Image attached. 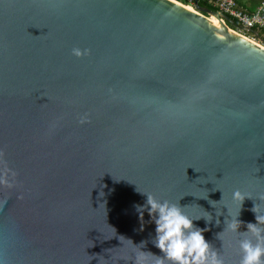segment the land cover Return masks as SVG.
Wrapping results in <instances>:
<instances>
[{
  "label": "water",
  "instance_id": "95a60500",
  "mask_svg": "<svg viewBox=\"0 0 264 264\" xmlns=\"http://www.w3.org/2000/svg\"><path fill=\"white\" fill-rule=\"evenodd\" d=\"M191 2L0 0V264H153L141 192L211 213L194 225L239 264L264 215V34Z\"/></svg>",
  "mask_w": 264,
  "mask_h": 264
},
{
  "label": "clouds",
  "instance_id": "9594fccd",
  "mask_svg": "<svg viewBox=\"0 0 264 264\" xmlns=\"http://www.w3.org/2000/svg\"><path fill=\"white\" fill-rule=\"evenodd\" d=\"M85 51L79 48L72 50L75 56H81ZM141 193L146 194L147 200L145 204L136 206L139 217L143 221L144 212L145 210L148 211L151 222L156 225L153 243L163 253V256L157 258L153 264H165V260L170 264H225L224 258L213 250L210 243L205 239L203 234L205 229L196 227L193 223L194 220L201 218L210 223L213 220L211 213L208 217L193 218L178 203L158 199L151 193ZM246 197L250 198L239 189L233 193V199L240 202L241 208ZM241 208L235 219L227 224V230L239 231L241 221L238 217ZM252 210L257 214L258 223H248L245 238L239 241V248L242 253L239 264H264V228L258 226L264 224V215L258 213L256 205ZM218 217L217 214L216 224L220 223ZM141 229H143V223ZM222 232L217 234L219 238H222ZM247 233H250L251 236H248ZM252 237L255 238V242ZM148 255L143 251L139 252L137 264H146Z\"/></svg>",
  "mask_w": 264,
  "mask_h": 264
},
{
  "label": "built area",
  "instance_id": "2783aa9c",
  "mask_svg": "<svg viewBox=\"0 0 264 264\" xmlns=\"http://www.w3.org/2000/svg\"><path fill=\"white\" fill-rule=\"evenodd\" d=\"M219 11L239 22L241 26L264 31V2L255 11L243 8L237 0H210Z\"/></svg>",
  "mask_w": 264,
  "mask_h": 264
},
{
  "label": "trees",
  "instance_id": "16d2710c",
  "mask_svg": "<svg viewBox=\"0 0 264 264\" xmlns=\"http://www.w3.org/2000/svg\"><path fill=\"white\" fill-rule=\"evenodd\" d=\"M176 1H180V2H183L184 4H187V5H190L191 3H193L194 4V2H190V1H188V0H176ZM237 2L240 4L241 2H242V0H237ZM264 2V1H263ZM195 5V4H194ZM200 5H202V6H204V7H207V8H210V9H212V10H218L215 6H213L210 2H209V0H200ZM241 5V4H240ZM242 6V5H241ZM243 7V6H242ZM243 8H245V7H243ZM245 9H247V8H245ZM257 9V8H256ZM247 10H249V9H247ZM250 12H252L251 10H249ZM255 11V10H254ZM235 23H236V25L238 26V27H240L241 25L239 24V22L238 21H236L235 20ZM261 34L263 35L264 34V31H261ZM263 40H264V38H263Z\"/></svg>",
  "mask_w": 264,
  "mask_h": 264
},
{
  "label": "crops",
  "instance_id": "0c3cea01",
  "mask_svg": "<svg viewBox=\"0 0 264 264\" xmlns=\"http://www.w3.org/2000/svg\"><path fill=\"white\" fill-rule=\"evenodd\" d=\"M264 0H242L240 3L243 7L254 11Z\"/></svg>",
  "mask_w": 264,
  "mask_h": 264
},
{
  "label": "rangeland",
  "instance_id": "374dc122",
  "mask_svg": "<svg viewBox=\"0 0 264 264\" xmlns=\"http://www.w3.org/2000/svg\"><path fill=\"white\" fill-rule=\"evenodd\" d=\"M179 3H181V4H183V5H185V6H188V7H190V8H195V5L193 4V3H191L190 5H187V4H184L183 2H180V1H178ZM209 2H210V0H209ZM250 39H252V38H250ZM253 40V39H252ZM254 41V40H253ZM257 44H261L262 46H264V42L263 43H261V42H258V41H255Z\"/></svg>",
  "mask_w": 264,
  "mask_h": 264
},
{
  "label": "bare ground",
  "instance_id": "6f19581e",
  "mask_svg": "<svg viewBox=\"0 0 264 264\" xmlns=\"http://www.w3.org/2000/svg\"><path fill=\"white\" fill-rule=\"evenodd\" d=\"M212 20L215 21L216 23L218 22V21H217L216 19H214V18H213Z\"/></svg>",
  "mask_w": 264,
  "mask_h": 264
},
{
  "label": "flooded vegetation",
  "instance_id": "af4514ba",
  "mask_svg": "<svg viewBox=\"0 0 264 264\" xmlns=\"http://www.w3.org/2000/svg\"><path fill=\"white\" fill-rule=\"evenodd\" d=\"M188 1H190V2H191V0H188Z\"/></svg>",
  "mask_w": 264,
  "mask_h": 264
}]
</instances>
